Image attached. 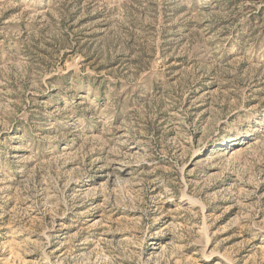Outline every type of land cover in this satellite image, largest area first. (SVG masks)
Here are the masks:
<instances>
[{
  "label": "rangeland",
  "instance_id": "rangeland-1",
  "mask_svg": "<svg viewBox=\"0 0 264 264\" xmlns=\"http://www.w3.org/2000/svg\"><path fill=\"white\" fill-rule=\"evenodd\" d=\"M0 264H264V0H0Z\"/></svg>",
  "mask_w": 264,
  "mask_h": 264
}]
</instances>
